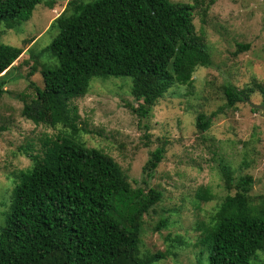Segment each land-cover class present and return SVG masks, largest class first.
<instances>
[{
    "label": "trees",
    "instance_id": "trees-1",
    "mask_svg": "<svg viewBox=\"0 0 264 264\" xmlns=\"http://www.w3.org/2000/svg\"><path fill=\"white\" fill-rule=\"evenodd\" d=\"M41 0H0V29L18 31L29 22ZM199 6L172 0H71L49 30L57 35L46 48L56 64L42 69L43 87L28 74L36 98L21 115L35 125L62 126L70 135L45 138L41 154L18 172L10 214L0 232V264H155L169 253L141 254L144 216L162 201L156 189L134 188L121 167L103 151L77 139L78 110L70 107L89 92L96 80L130 78L131 95L140 118H148L159 100L176 86H190L198 68L211 65L205 37L195 26ZM37 38L34 39V43ZM239 52L250 45H239ZM24 51L0 44V75L14 67ZM0 82V98L6 92ZM264 87L239 91L224 87L227 107L246 102ZM249 92V93H248ZM215 116L200 114L197 129L207 132ZM31 146V145H30ZM165 147L151 153L144 173L155 172ZM228 194L199 241L209 264H252L264 252V197L250 193V175L235 178L221 169ZM199 201L209 202L207 191ZM169 228L163 219L161 228ZM180 244H183L180 241ZM201 249V250H202Z\"/></svg>",
    "mask_w": 264,
    "mask_h": 264
},
{
    "label": "rangeland",
    "instance_id": "rangeland-1",
    "mask_svg": "<svg viewBox=\"0 0 264 264\" xmlns=\"http://www.w3.org/2000/svg\"><path fill=\"white\" fill-rule=\"evenodd\" d=\"M70 1L41 0L18 31L0 29V44L24 51L0 79L6 82L0 98V232L10 214L18 172L33 165L25 149L41 154L46 137L71 134L62 126L35 125L21 115L24 104L36 98L27 74L35 68L32 80L43 87L42 69L56 64L46 48L58 31L49 27ZM198 1L194 23L205 37L211 65L198 68L190 86L172 88L145 119L131 108L137 103L130 78L96 79L86 96L70 103L78 110L79 141L118 163L132 187L163 193L162 201L144 216L142 256L170 254L155 264H209L208 253L200 256L201 227L228 194H235L225 187L224 164L234 169L235 178L252 176L250 195L264 197V93L256 89L246 102L228 108L223 92L227 85L239 91L264 87V0ZM239 45L250 49L239 52ZM200 114L215 116L207 132L197 129ZM160 147L166 149L163 161L155 172L144 173L151 153ZM200 191L212 200L199 201ZM163 219L170 220V227L157 230ZM252 264H264V252Z\"/></svg>",
    "mask_w": 264,
    "mask_h": 264
}]
</instances>
